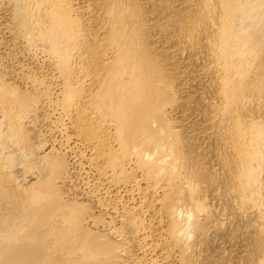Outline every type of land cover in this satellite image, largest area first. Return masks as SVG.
I'll return each instance as SVG.
<instances>
[{
    "label": "bare ground",
    "instance_id": "obj_1",
    "mask_svg": "<svg viewBox=\"0 0 264 264\" xmlns=\"http://www.w3.org/2000/svg\"><path fill=\"white\" fill-rule=\"evenodd\" d=\"M0 264H264V0H0Z\"/></svg>",
    "mask_w": 264,
    "mask_h": 264
}]
</instances>
